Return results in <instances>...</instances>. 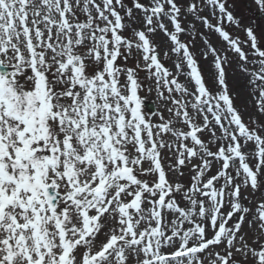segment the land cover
<instances>
[{"label": "snow or ice", "instance_id": "1", "mask_svg": "<svg viewBox=\"0 0 264 264\" xmlns=\"http://www.w3.org/2000/svg\"><path fill=\"white\" fill-rule=\"evenodd\" d=\"M0 264H264L237 0H0Z\"/></svg>", "mask_w": 264, "mask_h": 264}, {"label": "rangeland", "instance_id": "2", "mask_svg": "<svg viewBox=\"0 0 264 264\" xmlns=\"http://www.w3.org/2000/svg\"><path fill=\"white\" fill-rule=\"evenodd\" d=\"M237 3L239 4L241 10H243L244 12L245 11V8H244V3H245V0H237ZM246 14V13H245ZM247 15V14H246ZM250 20L252 22H254L255 25H258L259 28L261 30H264V17H261L260 19H256L254 15H252L251 17H249ZM241 36H243V33H240ZM148 101H151V98L148 100ZM146 101V103L148 102Z\"/></svg>", "mask_w": 264, "mask_h": 264}, {"label": "flooded vegetation", "instance_id": "3", "mask_svg": "<svg viewBox=\"0 0 264 264\" xmlns=\"http://www.w3.org/2000/svg\"><path fill=\"white\" fill-rule=\"evenodd\" d=\"M247 13H249L248 11H246ZM249 14H251V13H249Z\"/></svg>", "mask_w": 264, "mask_h": 264}]
</instances>
